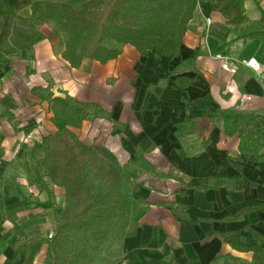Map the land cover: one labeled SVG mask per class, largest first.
Here are the masks:
<instances>
[{"label": "crops", "instance_id": "0c3cea01", "mask_svg": "<svg viewBox=\"0 0 264 264\" xmlns=\"http://www.w3.org/2000/svg\"><path fill=\"white\" fill-rule=\"evenodd\" d=\"M262 12L264 0H197L174 58L124 45L115 60L73 69L61 58L67 36L46 23L32 46L0 51V264H51L65 192L35 181L33 156L64 121L47 95L104 112L65 127L86 147L154 167L135 182L133 236L111 237L89 264H254L228 236L259 249L264 264V36L245 35L264 34Z\"/></svg>", "mask_w": 264, "mask_h": 264}, {"label": "trees", "instance_id": "16d2710c", "mask_svg": "<svg viewBox=\"0 0 264 264\" xmlns=\"http://www.w3.org/2000/svg\"><path fill=\"white\" fill-rule=\"evenodd\" d=\"M229 2L241 3V0H229ZM87 0L80 8H74L66 2H54L41 0L30 5V20L39 24L55 23L67 36L64 51L61 58L70 68L78 69L83 60L95 61L101 65L115 60L121 54V47L129 45L137 51H153L160 56L174 58L179 53L183 37L187 31L188 23L192 19L197 6V0ZM0 17L7 22L17 17L13 8L0 0ZM238 20V19H237ZM239 19L238 21H240ZM264 21L262 12L261 22ZM32 35L22 33L26 40L13 42L9 51H2V40L0 38V51L12 55L17 50H24L34 44L36 30ZM252 30V29H251ZM7 33L6 25L1 26V35ZM247 36H264L262 32L254 33L248 31ZM0 52V63L5 62ZM40 89H33L34 94ZM48 104L53 116L64 120V126L53 136L42 139L41 145L51 146V141L58 140L62 135H67L73 141V147L78 149V154L84 157L88 147L81 143L77 137L65 127L72 126L89 117L94 119H105L106 116L101 109L95 105L83 104L70 101L65 97H53L47 95L43 98ZM92 108L93 111L88 113ZM230 119L225 116V130L228 129ZM246 142L240 139L239 149L245 148ZM47 147V148H48ZM107 154L106 150L99 148ZM113 158V157H112ZM128 165H137L143 171L153 172L151 166L142 155L136 154L135 161L130 159ZM97 172L92 168L82 166L80 175L76 177V186L88 198L89 203L81 209L76 219H66L57 222L54 238L49 243L52 254L51 264H63V257L68 256L69 264H81L89 262L90 256L86 252V243L91 240L106 242L111 229H105L104 223L110 220L113 211L121 206L118 186L103 185L96 183ZM53 178V176H52ZM35 181L42 184L41 178L35 174ZM113 195L117 197L112 199ZM141 199L132 200L130 206V224L132 229L137 223L134 214ZM59 216L64 213L59 211ZM75 218V217H74ZM65 219V218H63ZM121 230L120 238L131 237L134 231ZM83 236L85 243L76 244L73 239ZM224 241L235 250L252 251L256 254L254 264L263 263L261 251L253 246L247 245L236 236H228Z\"/></svg>", "mask_w": 264, "mask_h": 264}, {"label": "rangeland", "instance_id": "374dc122", "mask_svg": "<svg viewBox=\"0 0 264 264\" xmlns=\"http://www.w3.org/2000/svg\"><path fill=\"white\" fill-rule=\"evenodd\" d=\"M14 0H6V2ZM20 4V8L13 10L18 15L16 18L4 22L0 17V38L2 40V51H9L11 49L10 44L13 42H21L26 40V36H22V33L27 36L33 34L35 30L41 26L38 22L32 21L29 18H25L26 13L31 12L30 5L33 2L41 0H15ZM54 2H66L74 8H80L87 0H50ZM5 2V3H6ZM8 4V3H7ZM108 4V0H105L104 7ZM12 7V6H11ZM31 15V13H30ZM29 15V17H30ZM24 17V18H22ZM5 24L7 33L1 35V26ZM48 26L58 27L55 23H46ZM72 104V103H70ZM93 111L92 108L88 110V113ZM64 121V120H63ZM84 121H94V118H87L80 122L73 124L72 128L79 129V126ZM95 126V125H94ZM85 140L81 141L85 145ZM73 141H71L67 135H62L58 140L51 141V146L38 145V152L33 156L36 164V170H34L41 180L46 182L51 188L56 186L65 192V200L62 203V211L64 217H60V221L66 219H76L80 214L81 209L86 206L89 201L83 192H80L76 186V177L80 175L82 166L92 168V171L97 172L99 175L96 177V183L103 185L118 186L119 196L121 198V206L113 211V215L109 221L104 223V228L111 229L109 238H120L121 230L130 231L132 226L130 224L131 214L130 206L133 200V194L137 185L135 182L139 179L141 182L147 183V178L151 177L144 171L135 168V166L128 165L125 161L119 162L117 159H113L109 154H105L99 150L98 147L88 146V152L84 157L78 154V149L73 147ZM48 147V148H47ZM53 176V178H52ZM113 195V200L116 199ZM58 208V207H57ZM59 213V211H58ZM75 217V218H74ZM65 218V219H63ZM73 239L76 244L83 245L85 243L83 236ZM107 240V241H108ZM106 241V242H107ZM74 242V243H75ZM105 242H99L98 240H91L86 243V252L88 256L93 255L102 248ZM69 257H63V264H69ZM81 264H89V262H81Z\"/></svg>", "mask_w": 264, "mask_h": 264}, {"label": "built area", "instance_id": "2783aa9c", "mask_svg": "<svg viewBox=\"0 0 264 264\" xmlns=\"http://www.w3.org/2000/svg\"><path fill=\"white\" fill-rule=\"evenodd\" d=\"M206 21H207V24L210 23V19H206ZM214 58L217 59V60H223V59H225L221 54H216L214 56ZM242 64L245 67L250 68V69H252L255 72H258L260 70V65H259V63L255 59H249L248 61H243ZM223 69L224 70H228V68L226 66H223ZM53 237H54V234L53 233H50L48 235V239L49 240L53 239Z\"/></svg>", "mask_w": 264, "mask_h": 264}]
</instances>
